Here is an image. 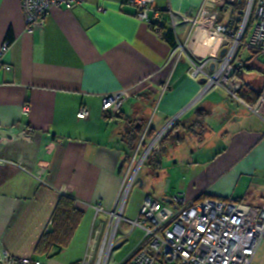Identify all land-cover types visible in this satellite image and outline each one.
<instances>
[{
	"label": "crops",
	"instance_id": "0c3cea01",
	"mask_svg": "<svg viewBox=\"0 0 264 264\" xmlns=\"http://www.w3.org/2000/svg\"><path fill=\"white\" fill-rule=\"evenodd\" d=\"M245 2L155 0L154 7L168 28V9L195 14L200 7L210 21L237 25ZM135 11L126 0H87L71 10L53 8L44 27L28 33L22 0H0V48L10 41L0 55L8 67L0 70V249L47 264H79L91 205L113 207L145 125L150 121L156 132L184 109L161 152L148 158L157 156L158 184L175 180L181 193L158 190L160 200L135 189L124 215L136 218L145 195L233 198L264 207V57L243 48L236 55L235 65L246 63L239 73L241 101L218 88L187 108L201 82L188 77L185 59L170 61L172 46ZM173 23L176 39L187 40L197 63L227 45L202 24L192 27L178 15ZM122 90L130 98L121 110L103 111L102 97ZM81 106L89 111L83 119L77 117ZM65 185L74 186V211L53 223Z\"/></svg>",
	"mask_w": 264,
	"mask_h": 264
},
{
	"label": "built area",
	"instance_id": "2783aa9c",
	"mask_svg": "<svg viewBox=\"0 0 264 264\" xmlns=\"http://www.w3.org/2000/svg\"><path fill=\"white\" fill-rule=\"evenodd\" d=\"M87 0H22L25 31L34 33L44 27L46 18L53 8L74 9ZM135 7V15L151 24H162V13L154 7L155 0H126ZM101 10H103L101 8ZM168 26L174 32V15L188 21L193 27L202 24L206 30L222 35L227 41L223 55H211L202 63L192 59L187 51V40L171 49L170 61L176 65L182 59L188 63V77L201 82V90L187 106L190 108L205 95L223 88L230 98L241 101L237 95L240 85L235 80L237 68H245L241 61L234 64L239 49L253 51L264 57V0H248L240 24H218L205 18V9L200 7L195 14L175 12L168 9ZM252 21L251 28L245 33ZM158 33L157 28H155ZM163 37L161 34H159ZM10 42L4 41L0 48L3 55ZM213 66V69L211 67ZM0 58V70L7 69ZM168 89V83L162 92ZM127 90L104 95L101 107L105 112L118 113L127 99ZM25 111L29 107L25 106ZM185 110V109H184ZM171 116L149 137L150 121L145 125L137 142L129 168L124 177L112 208L102 202L91 205L93 217L83 257L79 264H253L260 244L264 239V207L255 208L233 198L220 200L205 198L201 201H186L175 195L170 203L145 195L136 218L124 215L130 191L138 180V173L148 158L159 151L166 134L179 122L184 112ZM157 111V106L154 112ZM89 111L81 106L78 118H86ZM44 169L38 172L43 182ZM74 186L65 185L60 195L72 196ZM128 225L123 232L122 224ZM140 231V238L131 249L116 258L121 241L118 234L130 237ZM0 264H47L37 258L17 257L0 249Z\"/></svg>",
	"mask_w": 264,
	"mask_h": 264
},
{
	"label": "rangeland",
	"instance_id": "374dc122",
	"mask_svg": "<svg viewBox=\"0 0 264 264\" xmlns=\"http://www.w3.org/2000/svg\"><path fill=\"white\" fill-rule=\"evenodd\" d=\"M252 25V23H251ZM251 25L249 26V30L252 29L251 28ZM241 49L238 50L237 52V55H239ZM244 69V68H237V72L235 74V80L237 81V83L240 85L237 93L240 91L241 89V79H240V71ZM220 89H223V88H220ZM224 90V89H223ZM225 91V90H224ZM226 93V92H225ZM227 94V93H226ZM228 96V95H227ZM229 97V96H228ZM169 148V147H168ZM182 153L179 152L178 155H181ZM156 159H157V156H152V158H150L147 162H145V164L142 166V168L140 169L139 173H138V176L139 178H142L146 183L144 184L143 187L140 186L139 182H135V184L133 185L131 191H130V198H132L133 196V193L135 191V189H140V190H149V192L159 198L160 200H162V198L164 197V195H159L157 193V191L159 190H162L163 189V194L165 195H172L174 194L175 192H180V190H178V187L176 189V185H175V180H173L172 183H169V181H167L165 183V185H163V183H159L161 184L162 187L158 188L160 185L158 184L157 180L159 179V177L156 176V174L158 173L157 172V168H156ZM173 165V164H171ZM170 168V167H168ZM164 171V170H163ZM162 175L163 173L160 174V179H162ZM169 180V179H167ZM158 186V187H157ZM166 187H168V189H166ZM180 187V185H179ZM181 187H185V184L181 183ZM175 188V189H173ZM184 194V193H182ZM175 196V195H174ZM181 196V195H180ZM129 198V200H131ZM129 202V201H128ZM125 214L127 215V210L125 212ZM128 230L127 227H123V232H126ZM136 233L140 234V231H136L134 232L130 237H123V234L122 232H120L118 234V239L119 241H121L119 243V247H120V250L119 252L116 254V258H120L121 255L125 254L130 248H131V244L134 240H137L136 239ZM253 264H264V239L262 240L261 244H260V247L258 249V252L254 258V262Z\"/></svg>",
	"mask_w": 264,
	"mask_h": 264
},
{
	"label": "trees",
	"instance_id": "16d2710c",
	"mask_svg": "<svg viewBox=\"0 0 264 264\" xmlns=\"http://www.w3.org/2000/svg\"><path fill=\"white\" fill-rule=\"evenodd\" d=\"M244 10L246 9V2H245V5H244ZM240 21H238L237 25L240 24ZM252 21H250V24L249 26L251 25ZM154 30H156L155 28H157L158 30V33L161 34L163 37V39H165L167 42H169V44L174 47L175 44H176V37H175V34L173 32L172 29L166 27L165 25L163 24H151L150 25ZM249 32V27L245 33V37L247 36ZM10 42V41H9ZM243 83L241 85V89L240 91L237 93L238 97L242 100L243 99V94H242V91H243ZM176 126V125H175ZM174 126V127H175ZM173 127V128H174ZM172 128V129H173ZM171 129V130H172ZM171 130L166 134V136L164 137L163 141L161 142V145H160V149L158 152L156 153H160L161 152V148L163 147L164 143L166 142V140L168 139V135L169 133L171 132ZM154 134V131L153 130H149V137H151L152 135ZM156 153H153V154H156ZM152 154V155H153ZM205 199V197L203 196H200L197 200L195 201H201ZM74 211V208H73V196H66V195H61V201L58 203L57 207H56V210L54 212V218H53V223L55 221L57 222H64V220H68L70 218V214H72V212ZM50 235L47 233L45 235V238H48ZM42 244V242H41ZM40 246V244H39ZM39 249V248H38ZM37 249V251H38Z\"/></svg>",
	"mask_w": 264,
	"mask_h": 264
},
{
	"label": "water",
	"instance_id": "95a60500",
	"mask_svg": "<svg viewBox=\"0 0 264 264\" xmlns=\"http://www.w3.org/2000/svg\"><path fill=\"white\" fill-rule=\"evenodd\" d=\"M224 52H225V49L221 52V55H223ZM211 69H213V66L211 67ZM203 81H204L203 79L200 80V82H203ZM141 185H142V183H141V181H140V186H141ZM163 201H164V202H170L171 199H163Z\"/></svg>",
	"mask_w": 264,
	"mask_h": 264
}]
</instances>
